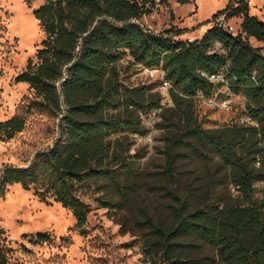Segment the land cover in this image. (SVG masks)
<instances>
[{
	"label": "trees",
	"instance_id": "obj_1",
	"mask_svg": "<svg viewBox=\"0 0 264 264\" xmlns=\"http://www.w3.org/2000/svg\"><path fill=\"white\" fill-rule=\"evenodd\" d=\"M168 1L44 0L34 10L45 36L15 81L33 91L28 112L46 111L58 119L57 136L27 165H4L0 191L21 183L70 210L85 233L91 207L84 194L101 192L95 200L104 207H129L131 180L139 174L126 157L131 137L146 134L145 117L157 112L156 125L167 142L158 182L169 213L167 221H137L145 262L264 264V188L257 191V183H264V53L247 40L264 41V21L249 13L247 0L230 13V1L213 18L241 11L238 33L212 25L189 41L176 38L184 30L157 32L141 22ZM126 56L134 67L163 69L170 102L163 103L154 83L125 80ZM217 71L243 97L248 121L204 125L200 96L219 86L202 73ZM25 121L23 114L0 121V141L22 131ZM52 238L39 231L30 242ZM7 254L0 241V264H9Z\"/></svg>",
	"mask_w": 264,
	"mask_h": 264
},
{
	"label": "rangeland",
	"instance_id": "obj_2",
	"mask_svg": "<svg viewBox=\"0 0 264 264\" xmlns=\"http://www.w3.org/2000/svg\"><path fill=\"white\" fill-rule=\"evenodd\" d=\"M43 1L34 0L29 5L24 0H0V121L15 114L25 115L26 120L22 131L7 141H0V169L6 164L27 165L35 152L49 147L57 136L58 119L46 111L28 112L33 91L27 83L15 81L45 36L34 15ZM230 1L231 13L239 9L240 0H191L185 4L169 0L166 5H156L141 22L157 32L170 28L184 30L176 38H200L212 27L214 14L224 10ZM247 2L249 13L264 21V0ZM242 15L241 11L231 14L227 22L240 30ZM247 40L264 53V41L252 37ZM129 59L126 56L121 60L126 81L154 83L159 87L158 80L130 65ZM162 93L163 103L169 102L167 91ZM243 108V97L235 95L228 109L200 101L197 111L204 125L213 127L242 120ZM157 121V112H153L145 117L147 133L131 137L126 157L139 174L131 180L129 207H104L95 200L101 192L84 194L91 211L83 234L76 227L72 212L61 203L42 200L18 182L0 191V229L4 231L0 241L8 248L9 264H148L142 253L143 232L137 221L147 216L167 221L169 213V198L158 182V170L165 163L166 134L158 128ZM263 188V182L257 183L258 192ZM39 231L50 232L52 240L41 244L30 242V235Z\"/></svg>",
	"mask_w": 264,
	"mask_h": 264
},
{
	"label": "built area",
	"instance_id": "obj_3",
	"mask_svg": "<svg viewBox=\"0 0 264 264\" xmlns=\"http://www.w3.org/2000/svg\"><path fill=\"white\" fill-rule=\"evenodd\" d=\"M213 25L220 26L222 28H225L232 32L233 34L238 33L239 30H236L233 26H231L225 17V15H217L213 19ZM196 39V38H195ZM189 41H192L194 39H187ZM139 68L143 69L145 74L155 80H158L159 82V89L164 91H169L171 87L170 81L165 77V73L163 69L161 68H155V67H144V66H138ZM209 81H211L215 86H219L217 90L214 92V94L204 97L200 96V101H203L208 106L213 107H220L223 109H228L232 102L233 97L237 94L231 92L229 88V83L227 76L224 71H217L214 73H202ZM221 88L224 90L222 91ZM225 93V94H224ZM170 102V100H169ZM249 117H243L242 121H248Z\"/></svg>",
	"mask_w": 264,
	"mask_h": 264
}]
</instances>
